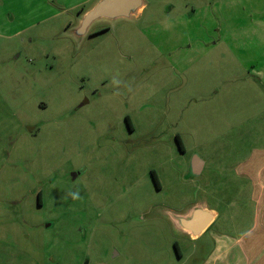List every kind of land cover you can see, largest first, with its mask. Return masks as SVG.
Instances as JSON below:
<instances>
[{"label": "rangeland", "instance_id": "1", "mask_svg": "<svg viewBox=\"0 0 264 264\" xmlns=\"http://www.w3.org/2000/svg\"><path fill=\"white\" fill-rule=\"evenodd\" d=\"M147 2L79 38L76 12L0 0V264H189L247 224L264 0ZM196 202L220 214L198 241L168 218Z\"/></svg>", "mask_w": 264, "mask_h": 264}, {"label": "crops", "instance_id": "2", "mask_svg": "<svg viewBox=\"0 0 264 264\" xmlns=\"http://www.w3.org/2000/svg\"><path fill=\"white\" fill-rule=\"evenodd\" d=\"M48 1L59 6L61 10L76 12L74 19L69 17L64 20L68 25H72L73 22L75 24L78 22V25L83 13L93 8L99 0H69L68 6L66 5L68 0ZM145 1L147 6L148 2ZM62 12L57 16L61 17ZM95 34L96 31L93 35ZM235 172L239 177H245L251 185L248 186V202L251 208L248 209L250 216L247 224L240 228L237 226L227 234V237L216 236L208 257L198 262L190 260L189 264H264V146L253 147L248 157L237 165ZM206 206L215 212L216 222L220 217L219 212L207 203ZM203 235L198 239H190L198 241Z\"/></svg>", "mask_w": 264, "mask_h": 264}, {"label": "water", "instance_id": "3", "mask_svg": "<svg viewBox=\"0 0 264 264\" xmlns=\"http://www.w3.org/2000/svg\"><path fill=\"white\" fill-rule=\"evenodd\" d=\"M145 6V0H99L93 8L83 13L73 32L81 38L89 34L90 28L97 21L133 20L142 15ZM203 168L204 162L200 157L195 156L191 162L193 176L199 177ZM76 177L77 173H74L73 179ZM169 214L168 218L171 224L175 225L180 233L191 239H198L202 236L216 218L215 212L207 208L206 202L191 205L182 213L169 212Z\"/></svg>", "mask_w": 264, "mask_h": 264}, {"label": "flooded vegetation", "instance_id": "4", "mask_svg": "<svg viewBox=\"0 0 264 264\" xmlns=\"http://www.w3.org/2000/svg\"><path fill=\"white\" fill-rule=\"evenodd\" d=\"M94 33H95V32H92L91 35L94 34ZM126 121H127L128 125H129L130 129H131L132 131H134V126L131 125V122H130L131 120H130L129 116L126 117ZM180 142H181V141H180ZM181 146H182V143H181ZM182 149H184V147H182ZM202 172H203V171H202ZM201 174H202V173H201ZM151 176H152V179L154 180L156 186H157V187H160V186H161V182H160V179H159V176H158L157 172L152 171V172H151ZM77 177H78V174H77ZM77 177H76V178H77ZM159 185H160V186H159ZM38 200H39V202H41V192H39V194H38Z\"/></svg>", "mask_w": 264, "mask_h": 264}, {"label": "trees", "instance_id": "5", "mask_svg": "<svg viewBox=\"0 0 264 264\" xmlns=\"http://www.w3.org/2000/svg\"><path fill=\"white\" fill-rule=\"evenodd\" d=\"M177 141H178V143H179V145H180V147L182 148V146H181V139H179V137L177 136ZM175 247H176V249H177V246L175 245Z\"/></svg>", "mask_w": 264, "mask_h": 264}]
</instances>
